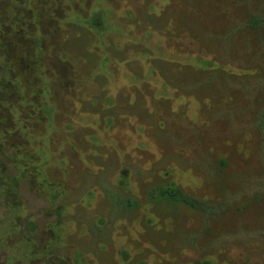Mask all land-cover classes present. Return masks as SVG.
I'll return each mask as SVG.
<instances>
[{
	"label": "rangeland",
	"instance_id": "rangeland-1",
	"mask_svg": "<svg viewBox=\"0 0 264 264\" xmlns=\"http://www.w3.org/2000/svg\"><path fill=\"white\" fill-rule=\"evenodd\" d=\"M252 16L264 0H0V264H264Z\"/></svg>",
	"mask_w": 264,
	"mask_h": 264
},
{
	"label": "trees",
	"instance_id": "trees-1",
	"mask_svg": "<svg viewBox=\"0 0 264 264\" xmlns=\"http://www.w3.org/2000/svg\"><path fill=\"white\" fill-rule=\"evenodd\" d=\"M247 27L252 30L260 31L263 33L264 32V17L252 16L247 23ZM166 194L176 199H180L183 203H185L186 205H189L192 208H196V209L200 208V206L196 205V202H194L189 197L183 196L179 190L168 189L166 190Z\"/></svg>",
	"mask_w": 264,
	"mask_h": 264
}]
</instances>
